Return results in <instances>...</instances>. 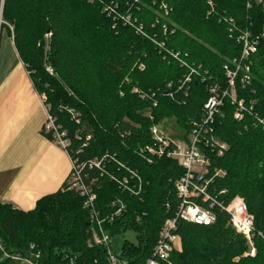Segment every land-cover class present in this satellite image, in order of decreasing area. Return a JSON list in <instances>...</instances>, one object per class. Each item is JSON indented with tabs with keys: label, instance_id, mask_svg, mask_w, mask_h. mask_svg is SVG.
Returning <instances> with one entry per match:
<instances>
[{
	"label": "trees",
	"instance_id": "16d2710c",
	"mask_svg": "<svg viewBox=\"0 0 264 264\" xmlns=\"http://www.w3.org/2000/svg\"><path fill=\"white\" fill-rule=\"evenodd\" d=\"M123 14L130 21L124 22ZM2 19L33 87L54 123L66 131V149L83 164L81 178L96 195L93 207L103 229L110 237L127 230L136 235V242H125L117 255L120 264H147L150 258L158 264H264V124L258 122L264 120L263 45L246 60L250 84L236 80L237 99L247 110L235 118V105L224 95L212 125L211 134L226 148L220 155L205 150L208 199L191 198L213 212V223L177 217L175 182L183 170L175 160L145 150L153 145V124L173 117L187 132L201 116L209 86L218 85L220 93L226 89L223 66L240 59L242 34L255 36L264 23L259 4L3 0ZM129 170L140 177L137 194L117 181L127 177L136 187ZM234 197L253 215L254 256L247 255L246 239L228 224L224 206ZM84 199L65 181L28 211L0 202V264L11 260L2 258L3 252L19 255L21 264H110L104 245L88 243L93 216ZM114 201L124 206L117 215ZM169 219H176V240L168 259H162L153 248Z\"/></svg>",
	"mask_w": 264,
	"mask_h": 264
},
{
	"label": "built area",
	"instance_id": "2783aa9c",
	"mask_svg": "<svg viewBox=\"0 0 264 264\" xmlns=\"http://www.w3.org/2000/svg\"><path fill=\"white\" fill-rule=\"evenodd\" d=\"M253 3L259 4L264 12V0H247L248 6ZM163 7L165 9V5H163ZM240 41L242 45L240 59H233L231 61L230 64L233 67L230 66V64L223 66L227 82L226 89L220 93L218 85L209 86L208 90L210 95L203 104L201 116L197 121L191 122V128L186 132L184 142H174L169 140L159 132L156 124H153L149 129L153 145L146 146L145 150L151 155H156L158 158L164 157L175 160L183 170L182 175L175 182L176 194L180 200L177 217L196 224H211L215 219V215L212 211L198 205L191 199L198 196H202L203 201H207L208 199L207 186L211 181V177H208L210 172V159L206 156L205 150L210 149V151H213L216 149L217 154L220 155L226 148L224 143L220 142L211 134L213 129L212 125L215 124L216 117L221 112L224 95H228L231 103L235 105L233 113L235 118H241L243 112L247 110L243 100L237 99L235 87L236 80L239 78L241 83L245 85L250 84L251 82L250 65L246 60L260 45H263L264 49V23L257 35L253 36L248 32H244L240 37ZM46 69L49 73H52L50 67H47ZM240 73L241 77L239 76ZM249 107L251 108L252 106L250 105ZM258 122L264 124L263 119L258 118ZM43 127L49 131L51 129L54 130L53 138L55 142L64 148L71 158L72 168L68 176V179H70L68 181V189H74L83 196L85 198L83 206L90 208L91 210L94 226V236L92 237L93 243L101 244L106 247L107 257L110 264H120L117 255H115L109 247L110 235L103 229L102 220L98 218L93 207L96 195L92 187L82 181L80 171L83 168V164L79 163L77 158H73L72 152L66 149L68 141L62 136V134L57 132L60 127L54 123V118L48 113L47 109L46 120ZM105 158H107V155H104L101 161ZM101 161L94 160L92 164L97 168L102 169ZM213 172L217 176L224 175V172L221 169H214ZM129 174L130 178H135V180L138 181L136 187L135 185H128L127 177H123L120 181L117 179L115 180L132 193L137 194L140 190V177L135 171L129 170ZM110 176L114 179L112 175ZM223 192L224 191H221V193ZM112 206H117L114 215L119 214L124 207L123 204L118 201L112 202ZM224 209L229 216L228 224L246 239L249 247L247 255L254 256L255 251L252 240L253 215L248 212L245 202L239 197H234L224 206ZM175 220L176 219H169L164 223L153 248V254H157L162 259H168L176 240V235L174 233ZM4 257H10L17 261L22 260L19 255L9 256L7 253L3 252L2 258ZM147 264H158V262L154 258H150L148 259Z\"/></svg>",
	"mask_w": 264,
	"mask_h": 264
},
{
	"label": "crops",
	"instance_id": "0c3cea01",
	"mask_svg": "<svg viewBox=\"0 0 264 264\" xmlns=\"http://www.w3.org/2000/svg\"><path fill=\"white\" fill-rule=\"evenodd\" d=\"M45 120L43 98L0 28V202L22 211L61 188L71 172L67 151L41 132Z\"/></svg>",
	"mask_w": 264,
	"mask_h": 264
},
{
	"label": "rangeland",
	"instance_id": "374dc122",
	"mask_svg": "<svg viewBox=\"0 0 264 264\" xmlns=\"http://www.w3.org/2000/svg\"><path fill=\"white\" fill-rule=\"evenodd\" d=\"M0 9H1V3H0ZM121 19L124 22H128V20L130 21V15L123 14L121 16ZM4 24L5 23L2 19V10H0V28ZM8 27L12 30L11 26H8ZM45 108L47 109L46 106H45ZM146 112L147 111H145V113ZM156 127L161 134H163L165 137H167L171 141H174V142H184L185 141L186 131L177 123L176 119L173 117L161 119L156 124ZM43 131L47 132V133L48 132L51 133L52 139H54L53 138L54 130L51 129L49 131V130L44 129V127H43ZM57 132L62 134V136L68 141V139L65 137V135H66L65 130H62L61 128H59ZM69 180L70 179L67 178L66 182L68 183ZM91 183H92V181H91ZM89 232H90V238L88 240V243L91 245H94V243L92 241V237L94 236V234H93L94 233V226L93 225L90 227ZM125 242H129V243H135L136 242V235L132 230H127V231H124L121 233H116V234L112 235L109 239V247L115 255H118ZM7 264H21V262L14 260V259H11L8 261Z\"/></svg>",
	"mask_w": 264,
	"mask_h": 264
},
{
	"label": "water",
	"instance_id": "95a60500",
	"mask_svg": "<svg viewBox=\"0 0 264 264\" xmlns=\"http://www.w3.org/2000/svg\"><path fill=\"white\" fill-rule=\"evenodd\" d=\"M2 5H3V0H1V9L0 10H2Z\"/></svg>",
	"mask_w": 264,
	"mask_h": 264
}]
</instances>
